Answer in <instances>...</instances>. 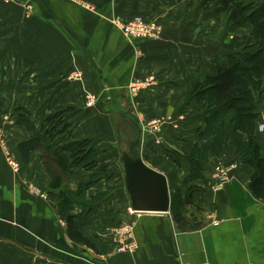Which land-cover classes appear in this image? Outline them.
Instances as JSON below:
<instances>
[{"label":"crops","instance_id":"0c3cea01","mask_svg":"<svg viewBox=\"0 0 264 264\" xmlns=\"http://www.w3.org/2000/svg\"><path fill=\"white\" fill-rule=\"evenodd\" d=\"M201 1L86 0L92 11L64 0L0 1V120L8 149L20 166L19 172L12 171L0 150V264L264 262V201L252 195L254 169L233 147L220 157L208 155L206 174L182 184L189 171L186 156L195 144H202L196 129L204 128L193 87L203 76L228 66L226 28L222 48L217 47L226 16L212 13L211 7L203 10ZM24 5L32 7L31 14L23 12ZM135 17L158 22L164 38L128 42L112 23ZM214 36L218 45L216 40L211 44ZM149 77H154L155 86L138 91L137 97L130 95V83ZM87 95L96 96L94 106H86ZM18 106L30 128L16 122L13 111ZM130 106L134 112L127 111ZM61 111H67L62 115L66 128L57 121L46 123ZM132 113L140 126L165 114L183 116L177 129L163 133L165 151L150 138L143 160L166 176L169 192V182L181 188L180 198L188 203L187 220L197 229L179 230L170 210L131 214L122 165L120 174L112 173L113 159L106 164L95 160L113 167L107 168L112 174L106 178H94L88 168L72 167L65 147L82 139L103 146V138L122 133L127 143L122 150L130 152L138 129L124 121L135 120ZM259 113V121H264V108ZM6 116L11 123L4 120ZM256 137L264 157V132ZM33 139L47 149V158L63 166L66 180L57 188L45 171L41 152H32L26 163L22 160L19 144ZM100 150L108 155V148ZM218 166L234 168L225 187L214 192L212 175ZM87 181L92 185L84 192V201L90 203L86 208L74 205L72 224L106 254L70 239L57 203L48 198L49 191L76 192ZM33 190L46 198L32 195ZM123 221L134 222L138 249L133 254L115 249L111 230Z\"/></svg>","mask_w":264,"mask_h":264},{"label":"trees","instance_id":"16d2710c","mask_svg":"<svg viewBox=\"0 0 264 264\" xmlns=\"http://www.w3.org/2000/svg\"><path fill=\"white\" fill-rule=\"evenodd\" d=\"M211 6L215 7L216 14L224 13L226 16V29L230 36L226 46L230 52L226 55L228 66L214 75L203 76L193 87L192 94L199 105L204 128L196 129L198 141L202 144H195L186 156L189 171L182 184L200 179L206 174L208 155L220 157L233 147L242 162L254 169L249 186L252 195L264 201V157L256 137V133H259V109L264 108V5H256L255 0L201 1L200 8L203 10ZM239 31L243 32L242 36L238 35ZM64 112L67 111L48 117L46 123L55 124L57 120H61ZM14 118L18 124L30 128L24 115H16ZM137 144L133 143L130 154L136 155ZM65 149L70 153L72 167L90 169L95 165L91 140L72 142ZM18 150L24 163L32 152H41L43 166L54 188L65 182L62 164L47 158V149L38 139L19 144ZM91 185L92 181H87L76 192L52 190L47 194L50 200L57 203L58 214L67 223L70 239L98 254H106L108 251L99 249L92 237L72 224L74 205L86 208L90 203L84 201V192ZM169 185L170 212L176 226L181 231L197 229L196 224L187 220L188 203L180 198L181 188H175L171 182Z\"/></svg>","mask_w":264,"mask_h":264},{"label":"rangeland","instance_id":"374dc122","mask_svg":"<svg viewBox=\"0 0 264 264\" xmlns=\"http://www.w3.org/2000/svg\"><path fill=\"white\" fill-rule=\"evenodd\" d=\"M1 1V0H0ZM5 4H11L10 2H12L13 0H2ZM64 1H67V2H71V3H74V4H76V5H79L80 7H83V8H88V9H91V11L93 10V6L92 5H90L88 2H86V0H64ZM255 4L256 5H264V0H255ZM24 7V9H23V12L25 13V14H31L32 13V7L30 6V5H24L23 6ZM93 7V8H92ZM211 12L212 13H215V7L214 6H211ZM226 18V17H225ZM133 21H141L142 23H144V24H146V25H156V26H158L159 28H160V34L158 35V37L156 38V39H149V38H144V39H138V40H131V39H127L124 35H123V33H122V30H121V26L122 25H124V24H129V23H132ZM224 22V21H223ZM222 22V23H223ZM114 26H116V28L121 32V34L124 36V38L128 41V42H136V41H161L163 38H164V29H163V27H162V25H160L158 22H155V21H146V20H144V19H142V18H139V17H135V18H133L132 20H129V21H122L121 19H119V18H116L114 21H113V23H112ZM220 25V23H219V21L218 22H216V26L217 27H220L219 26ZM225 25V24H224ZM223 24H221V28H222V30H223V32H221V35H220V43H219V45H218V39H215V36H214V38H212L211 39V44L213 43V41L214 40H216V42H217V44L216 45H218L217 47H221L222 48V45H223V34H224V30H225V28H226V26H224ZM225 31H227V29L225 30ZM242 34L243 33H238V35L239 36H242ZM229 40H230V36L229 35H227V43L229 42ZM247 42V41H246ZM226 53H230L229 51H226ZM150 78V77H149ZM154 78V77H153ZM148 79V78H147ZM135 81H139V80H134V82ZM143 81H145V80H143ZM156 81V80H155ZM149 88H151V87H147V88H145V89H149ZM144 88L143 89H140V91H143V90H145ZM130 95H132V94H130ZM133 95H135L136 97L138 96V93L136 92L135 94H133ZM90 98H94V102L92 103V105L91 106H88V102H90L91 101V99ZM86 99H87V102H86V106L87 107H92V106H94L95 105V103H96V101H97V98H96V96H94V95H87V97H86ZM1 107H2V104H1V102H0V119H2V117H3V115H1L2 113V111H1ZM132 106H130V108H128V110L127 111H130V112H134V108L132 107ZM20 107L18 106V107H16V108H14V111H13V113L14 114H17V115H24V114H26L24 111H22V110H20L19 109ZM12 116V115H11ZM5 118H10V116H6V117H4V120H6ZM182 120H184V118H183V116H182V118H181V116H179L177 119H176V117H173L171 114H165V115H163V116H160V117H155V118H151V119H146V121H145V123H141V127H143V128H141L140 127V124H137L136 123V121L135 120H133V119H131V118H127L126 117V119H125V121H124V125L126 124H129V125H133L136 129H138V136H136V141L135 142H137L138 144H137V148H136V151L139 153L140 151H141V145H142V142H143V139L144 138H142V136H143V132H142V130H147L148 129V126L150 125V124H152L153 122H155L156 124H160V130H159V132H158V134L156 135V136H153L154 138H153V141H154V143L155 144H157L156 146L158 147V148H161V150H163V151H165V139H164V136H163V133H165V131L168 129V128H171V127H173V129L175 128V129H177V127H178V124H179V122L180 121H182ZM56 123H58V124H60V125H64V128H66L68 125V123H67V121H66V119H63V120H57V122ZM51 125H53V124H51ZM137 125V126H136ZM4 124H2V122H1V120H0V127H2L3 128V132H4V134H5V139H6V141H7V136H6V133H5V128H4ZM50 129H54V127L52 128H50ZM149 130V129H148ZM148 138V140L147 141H149V139L151 138V137H147ZM103 140L105 141V144L102 146V144L101 145H98V141L97 140H93L92 141V146L94 147V149H93V152H94V156H95V159L97 160V161H100L101 160V162H102V159H103V162L106 164V163H110V161H111V159H113V161H114V165H115V167L113 168L112 166H111V168H113V169H111L110 167H106V166H104V165H99L100 164V162L98 163V162H95V165L93 166V167H91L90 169H89V171L90 172H92V175H95V178L96 177H99V178H106V177H108V175H110V174H112L114 171L117 173V175H118V173L120 174V156H121V151H122V147L124 146L125 147V145L127 144V143H124V140H122L121 139V137H119V136H115V135H111V136H109V137H107V138H103ZM101 148H103V149H106V148H108L109 150H105V151H107V153H108V155L107 156H104V153L102 154V153H100L101 152ZM123 150H128L127 148L125 149H123ZM166 152H167V154H169V152H168V150H166ZM99 156H101V157H99ZM98 163V164H97ZM8 166H9V164H8ZM11 169H12V167L11 166H9ZM107 168H110L109 170L112 172H108L107 171ZM13 171V170H12ZM20 171V168H19V170H18V172ZM119 183H121L122 184V180L121 179H119ZM124 222V221H123ZM125 222H127V221H125ZM121 223L122 222H120L119 223V225H121ZM118 225V226H119ZM117 227V226H116Z\"/></svg>","mask_w":264,"mask_h":264},{"label":"built area","instance_id":"2783aa9c","mask_svg":"<svg viewBox=\"0 0 264 264\" xmlns=\"http://www.w3.org/2000/svg\"><path fill=\"white\" fill-rule=\"evenodd\" d=\"M121 30L123 35L127 39L131 40H138V39H156L158 35L160 34V28L156 25H146L142 23L141 21H133L129 24H124L121 26ZM156 85V81L153 77H150L146 79L145 81H135L129 84L128 91L130 94H135L136 92L140 91V89H145L147 87H152ZM91 101L88 102V106H91L94 102V98H90ZM5 121H8L11 123V118H5ZM141 127V126H140ZM143 128V127H141ZM149 129V130H148ZM148 129L142 130L143 133H145L148 137L154 138L153 136H156L160 130V124H156L153 122L148 126ZM3 128L0 127V150L3 151L4 156L6 158L7 163L9 166L12 167V170L17 173L20 166L19 163L14 159L12 153L8 149L7 141L5 139V134L3 132ZM258 131L264 132V121H261L258 124ZM142 133V134H143ZM233 166L224 167V166H218L214 170V173L212 175V190L214 192H218L222 190L225 185L230 180V172L233 169ZM32 195L39 196L43 199L46 198V196L42 193H40L37 190H33ZM130 213H134L129 208ZM140 214V213H136ZM214 225H217V221H214ZM111 235L113 238V242L115 244L116 252L119 254H133L137 251L138 245L135 241L134 236V222H122L121 225L114 227L111 230ZM179 264H188L185 262H180ZM204 264H212V263H204ZM249 264H264V262H254Z\"/></svg>","mask_w":264,"mask_h":264},{"label":"water","instance_id":"95a60500","mask_svg":"<svg viewBox=\"0 0 264 264\" xmlns=\"http://www.w3.org/2000/svg\"><path fill=\"white\" fill-rule=\"evenodd\" d=\"M139 124L138 119L131 114ZM123 139L124 135L120 133ZM143 133L141 151L136 155L126 150L121 151L125 192L129 198L130 209L134 213L166 214L169 213L171 199L168 181L165 175L148 166L143 160V148L148 142Z\"/></svg>","mask_w":264,"mask_h":264},{"label":"flooded vegetation","instance_id":"af4514ba","mask_svg":"<svg viewBox=\"0 0 264 264\" xmlns=\"http://www.w3.org/2000/svg\"><path fill=\"white\" fill-rule=\"evenodd\" d=\"M133 146V145H132Z\"/></svg>","mask_w":264,"mask_h":264}]
</instances>
